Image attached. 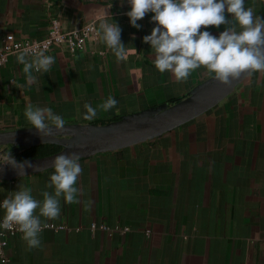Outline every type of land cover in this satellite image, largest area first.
<instances>
[{"label": "crops", "instance_id": "0c3cea01", "mask_svg": "<svg viewBox=\"0 0 264 264\" xmlns=\"http://www.w3.org/2000/svg\"><path fill=\"white\" fill-rule=\"evenodd\" d=\"M245 5L264 17V0ZM127 10L121 0H0V47L9 32L44 37L53 17L63 29L94 21L98 32L115 22L125 44L122 60L98 35L75 51L54 45L44 54L55 63L47 73L33 70L34 81L17 62L20 51L10 53L0 65V131L29 128V103L65 123H104L172 102L209 76L200 68L175 83L158 72L142 40L152 14L137 29ZM202 30L218 36L224 26ZM109 96L117 105L104 112L98 105ZM86 103L97 109L92 120L84 119ZM79 158V203L61 198L59 218L44 222L62 227H45L39 248L26 251L22 234L11 236L13 264H264V74L244 77L212 107L157 136ZM53 171L0 179V201L22 188L42 201L53 191L46 187Z\"/></svg>", "mask_w": 264, "mask_h": 264}, {"label": "clouds", "instance_id": "9594fccd", "mask_svg": "<svg viewBox=\"0 0 264 264\" xmlns=\"http://www.w3.org/2000/svg\"><path fill=\"white\" fill-rule=\"evenodd\" d=\"M128 5L124 13L129 24L139 29V20L151 13L150 22H154L150 34L142 40L150 46L152 63L160 73H170L173 82L188 80L192 72L203 68L207 74L223 85H230L242 77H251L254 73L264 74V17L257 15L254 7L246 6L245 0H121ZM208 26L224 30L218 36L207 30ZM101 43L110 49L118 60L124 59V45L121 42V29L117 23L105 20L96 33ZM21 51L17 62L24 65L28 79L36 77L30 73H47L55 59L41 51ZM117 100L109 96L98 105L104 112L113 109ZM84 119L92 120L97 109L90 104L84 105ZM24 117L29 127L34 128L41 137H48L65 127L62 116L51 108L34 106L29 103L24 109ZM76 153L59 154L52 158L50 167L54 171L49 175L46 187L52 192H42L43 200L31 195L29 188L12 191L0 202L4 215L0 228L18 230L25 241L26 251L41 247L40 233L47 227V220H56L61 212V198L64 203H79L77 181L83 169ZM0 163L14 168L33 167L28 162H18L6 153ZM41 218H44L42 221Z\"/></svg>", "mask_w": 264, "mask_h": 264}, {"label": "water", "instance_id": "95a60500", "mask_svg": "<svg viewBox=\"0 0 264 264\" xmlns=\"http://www.w3.org/2000/svg\"><path fill=\"white\" fill-rule=\"evenodd\" d=\"M243 78L226 86L208 76L172 102L145 107L104 123L66 122L63 130L53 128L48 137H41L31 127L0 131V161L6 153L18 162L28 161L33 167L23 169L22 174H27L50 167L52 158L62 153L87 156L157 136L212 107ZM42 143H54L60 148L48 154L17 160L21 151ZM20 171L10 164L0 163V179L22 175Z\"/></svg>", "mask_w": 264, "mask_h": 264}, {"label": "built area", "instance_id": "2783aa9c", "mask_svg": "<svg viewBox=\"0 0 264 264\" xmlns=\"http://www.w3.org/2000/svg\"><path fill=\"white\" fill-rule=\"evenodd\" d=\"M96 33H98V30L94 21L85 22L78 28L63 29L59 20L53 17L50 19L47 34L42 38H18L10 32L4 34L0 47V65L4 64L8 55L15 51L21 52L27 50L29 55H31L33 51L45 52L57 44L64 45L70 51L79 50L84 47L86 40L90 37H95L97 35ZM45 223L55 228L62 227V225H55L53 222ZM92 225L96 226L93 223ZM100 226L108 228L106 225ZM127 228L126 226L123 227L124 230ZM19 233L18 230H5L0 228V264H13L12 258L6 252V246L8 245L9 238Z\"/></svg>", "mask_w": 264, "mask_h": 264}, {"label": "trees", "instance_id": "16d2710c", "mask_svg": "<svg viewBox=\"0 0 264 264\" xmlns=\"http://www.w3.org/2000/svg\"><path fill=\"white\" fill-rule=\"evenodd\" d=\"M59 148L60 146L54 143H42V144L31 146V147L24 149L18 154L17 158L20 160V159L31 157V156L44 155V154L54 152L58 150Z\"/></svg>", "mask_w": 264, "mask_h": 264}]
</instances>
